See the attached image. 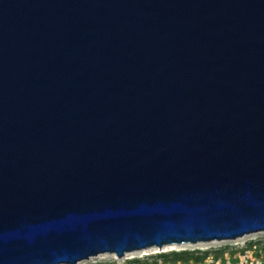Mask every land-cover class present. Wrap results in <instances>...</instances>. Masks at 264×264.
<instances>
[{
    "label": "water",
    "instance_id": "obj_1",
    "mask_svg": "<svg viewBox=\"0 0 264 264\" xmlns=\"http://www.w3.org/2000/svg\"><path fill=\"white\" fill-rule=\"evenodd\" d=\"M264 230V0H0V264Z\"/></svg>",
    "mask_w": 264,
    "mask_h": 264
},
{
    "label": "rangeland",
    "instance_id": "obj_2",
    "mask_svg": "<svg viewBox=\"0 0 264 264\" xmlns=\"http://www.w3.org/2000/svg\"><path fill=\"white\" fill-rule=\"evenodd\" d=\"M76 264H264V230L235 238L153 245L121 256L100 252Z\"/></svg>",
    "mask_w": 264,
    "mask_h": 264
}]
</instances>
